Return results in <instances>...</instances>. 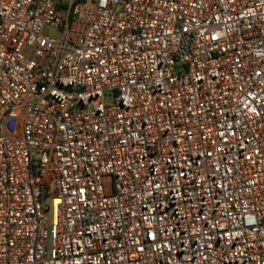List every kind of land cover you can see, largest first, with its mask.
<instances>
[{
    "label": "built area",
    "instance_id": "obj_1",
    "mask_svg": "<svg viewBox=\"0 0 264 264\" xmlns=\"http://www.w3.org/2000/svg\"><path fill=\"white\" fill-rule=\"evenodd\" d=\"M60 2L0 0V264H264V0Z\"/></svg>",
    "mask_w": 264,
    "mask_h": 264
},
{
    "label": "rangeland",
    "instance_id": "obj_2",
    "mask_svg": "<svg viewBox=\"0 0 264 264\" xmlns=\"http://www.w3.org/2000/svg\"><path fill=\"white\" fill-rule=\"evenodd\" d=\"M63 4H67L68 0H60ZM45 36H54L55 32L53 30H50L49 28H46L44 31Z\"/></svg>",
    "mask_w": 264,
    "mask_h": 264
},
{
    "label": "trees",
    "instance_id": "obj_3",
    "mask_svg": "<svg viewBox=\"0 0 264 264\" xmlns=\"http://www.w3.org/2000/svg\"><path fill=\"white\" fill-rule=\"evenodd\" d=\"M62 6H64L63 3H60L57 7L61 8Z\"/></svg>",
    "mask_w": 264,
    "mask_h": 264
},
{
    "label": "crops",
    "instance_id": "obj_4",
    "mask_svg": "<svg viewBox=\"0 0 264 264\" xmlns=\"http://www.w3.org/2000/svg\"><path fill=\"white\" fill-rule=\"evenodd\" d=\"M61 3V2H60Z\"/></svg>",
    "mask_w": 264,
    "mask_h": 264
}]
</instances>
